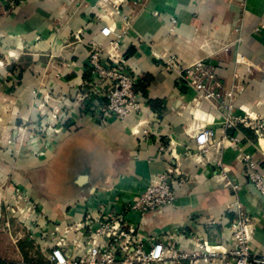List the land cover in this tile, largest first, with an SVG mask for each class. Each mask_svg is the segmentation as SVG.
I'll return each mask as SVG.
<instances>
[{
    "label": "crops",
    "instance_id": "1",
    "mask_svg": "<svg viewBox=\"0 0 264 264\" xmlns=\"http://www.w3.org/2000/svg\"><path fill=\"white\" fill-rule=\"evenodd\" d=\"M99 3L0 0V264H50L64 228L72 227L74 239L77 224L113 210L126 229L190 254L194 244L230 251L240 209L255 226L254 253L264 255V199L253 192L242 162L249 155L264 176V140L243 127L226 130V113L166 64L171 57L178 68L205 59L216 74L212 89L232 112L264 118V30L255 31L264 26V0H124L122 14L132 20L123 44L125 53L133 52L127 66L150 82L147 97L138 93V114L103 123L83 109L68 111L89 77L87 43L101 42L100 30L111 21L115 31L121 28L117 17L96 9ZM172 18L177 25L170 31ZM78 32L84 43L75 40ZM238 39L239 46L220 51ZM197 126L213 130L217 142L231 136L238 142L225 140L219 156L211 150L210 160L197 164ZM168 168L180 173L171 181L185 178L174 188L173 204L131 211L134 196L158 185ZM221 172L239 188L226 187ZM15 190L27 201L18 202Z\"/></svg>",
    "mask_w": 264,
    "mask_h": 264
},
{
    "label": "built area",
    "instance_id": "2",
    "mask_svg": "<svg viewBox=\"0 0 264 264\" xmlns=\"http://www.w3.org/2000/svg\"><path fill=\"white\" fill-rule=\"evenodd\" d=\"M123 2L124 0H100L96 9L105 11L114 18L117 17L121 28L120 31H115V23L111 21L100 30L103 37L101 42L87 43L91 46L87 65L89 77L83 84V92L74 107L68 106L70 113H74L76 108L83 109L97 123H103L111 117L124 121L142 109L136 91L140 80L127 66L123 50L124 41L132 27L130 16L122 14L120 7L123 6ZM11 4H14L12 0ZM154 15L158 16V13L155 12ZM176 25L177 20L172 18L169 30L173 31ZM263 30L262 25L255 31ZM74 38L77 42L84 43L79 32L74 34ZM241 41L242 39H238L236 43H227L221 46L220 51L228 53L232 47L239 46ZM156 58L159 59V56ZM237 61L243 62L245 58L239 55ZM166 64L186 78L187 86L197 92L199 98L214 102L218 110L226 113L224 121L226 130L243 127L254 132L259 140H264V118L253 114L233 113L232 107L226 105L221 100V95L212 89L216 74L205 59L198 60L190 67L178 68L177 60L171 57ZM193 138L197 151L192 156L200 165L210 160L211 150H215L219 156L223 147L222 142L225 140L231 141L232 144L238 142V139L232 136L224 137L222 142H217L215 132L203 126L195 128ZM242 162L248 166L249 183L264 197V176L258 170V163L249 155L244 156ZM213 163L219 169L222 168L220 158L214 159ZM173 173L180 174L177 169L168 168L159 177L158 185L148 186L142 193L134 196L130 201V210L145 213L172 205L175 200L176 184L185 182V178H180L179 182L171 181ZM218 178L226 187L233 190L239 188L228 180L224 172H221ZM14 194L18 202L24 199L27 201L26 195L20 190H15ZM27 204L29 205V202ZM236 205L238 204H235V207ZM236 210L238 218L231 227L233 248L228 252L209 250L202 244H194L193 252L189 254L180 251L176 243L143 238L134 227L126 229L123 217L113 210L105 215L101 213L97 218H87L84 224H77L74 230L78 236L74 239L68 237L73 230L72 227L64 228L63 235L55 238L52 245L50 264H181L183 261H189L191 264H264V255L254 253L252 247L254 223L240 209ZM22 215L27 220L31 219L25 211ZM82 231L83 234L79 235ZM55 232L60 234V228L57 227Z\"/></svg>",
    "mask_w": 264,
    "mask_h": 264
},
{
    "label": "trees",
    "instance_id": "3",
    "mask_svg": "<svg viewBox=\"0 0 264 264\" xmlns=\"http://www.w3.org/2000/svg\"><path fill=\"white\" fill-rule=\"evenodd\" d=\"M22 1L24 0H14V2L16 4H19L21 3ZM133 52L130 50L128 53H125V57L129 56V55H132ZM150 82V80L147 78L146 81L144 80H141V82L138 83L137 85V88H136V91H137V94L140 93L142 94L144 97H147V84ZM149 105L151 106L152 109H156V106H159L158 110H161V102L158 101V100H149Z\"/></svg>",
    "mask_w": 264,
    "mask_h": 264
},
{
    "label": "water",
    "instance_id": "4",
    "mask_svg": "<svg viewBox=\"0 0 264 264\" xmlns=\"http://www.w3.org/2000/svg\"><path fill=\"white\" fill-rule=\"evenodd\" d=\"M251 187H252L253 192H255L260 198L264 199V197L260 194V192L253 185H251Z\"/></svg>",
    "mask_w": 264,
    "mask_h": 264
},
{
    "label": "rangeland",
    "instance_id": "5",
    "mask_svg": "<svg viewBox=\"0 0 264 264\" xmlns=\"http://www.w3.org/2000/svg\"><path fill=\"white\" fill-rule=\"evenodd\" d=\"M48 125H50V124H48Z\"/></svg>",
    "mask_w": 264,
    "mask_h": 264
}]
</instances>
